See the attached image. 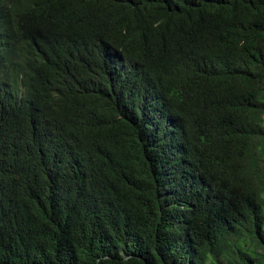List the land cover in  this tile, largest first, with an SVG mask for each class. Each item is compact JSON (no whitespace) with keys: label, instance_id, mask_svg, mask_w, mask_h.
Here are the masks:
<instances>
[{"label":"trees","instance_id":"obj_1","mask_svg":"<svg viewBox=\"0 0 264 264\" xmlns=\"http://www.w3.org/2000/svg\"><path fill=\"white\" fill-rule=\"evenodd\" d=\"M0 264H264V0H0Z\"/></svg>","mask_w":264,"mask_h":264}]
</instances>
